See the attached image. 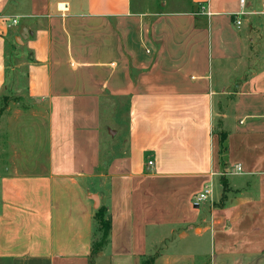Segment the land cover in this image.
<instances>
[{
  "label": "crops",
  "instance_id": "0c3cea01",
  "mask_svg": "<svg viewBox=\"0 0 264 264\" xmlns=\"http://www.w3.org/2000/svg\"><path fill=\"white\" fill-rule=\"evenodd\" d=\"M2 98L0 264H264V0H0Z\"/></svg>",
  "mask_w": 264,
  "mask_h": 264
},
{
  "label": "rangeland",
  "instance_id": "374dc122",
  "mask_svg": "<svg viewBox=\"0 0 264 264\" xmlns=\"http://www.w3.org/2000/svg\"><path fill=\"white\" fill-rule=\"evenodd\" d=\"M22 23L24 20L21 21ZM259 38V37H258ZM21 49H18L20 52ZM9 78V74H8ZM21 87H24V83L21 84ZM18 101H15L14 99H0V115L2 112L11 106H18ZM29 118V119H28ZM28 118H25L20 121H13L12 125L13 127L16 126L18 129L16 131V134L14 135V139L18 140L21 144H26L27 140L29 138V134L32 130V128H35L33 125L32 117L28 115ZM125 118V117H124ZM105 140L108 138V135L105 134L104 136ZM6 140V132L2 130V133L0 132V144H2ZM213 188L216 190V193L219 191V186H213ZM150 243V249H155L156 253H162L165 257L169 258V260L173 264H192V260H183L181 255L191 254L195 250V245L192 243V239L182 241L179 239L177 235H174L173 242L170 240H167L163 242L162 244H159L155 246L153 244V240L151 239ZM198 263V262H197ZM97 264H110L107 259H99L97 260ZM157 264H164L162 260H159Z\"/></svg>",
  "mask_w": 264,
  "mask_h": 264
},
{
  "label": "trees",
  "instance_id": "16d2710c",
  "mask_svg": "<svg viewBox=\"0 0 264 264\" xmlns=\"http://www.w3.org/2000/svg\"><path fill=\"white\" fill-rule=\"evenodd\" d=\"M94 222L96 224V235L92 245V260L90 264H93L96 256L109 244L112 230L111 219L109 218L107 209L104 207L96 211ZM143 264H155L154 259L147 260Z\"/></svg>",
  "mask_w": 264,
  "mask_h": 264
},
{
  "label": "built area",
  "instance_id": "2783aa9c",
  "mask_svg": "<svg viewBox=\"0 0 264 264\" xmlns=\"http://www.w3.org/2000/svg\"><path fill=\"white\" fill-rule=\"evenodd\" d=\"M245 4H246V0H240V5H241L242 8L245 7ZM64 9H65L64 11L67 10V9H66V6L64 7ZM17 24H18V21H17V20H13V21H12V25H17ZM235 25L239 27V26L241 25V20H240V19H237V20L235 21ZM148 165H149V166H152V165H153V162L149 161V162H148ZM237 170H238V171H241L240 166L237 167ZM211 192H212L211 188L206 187V188L204 189V191H202L200 194H198V195L195 197L194 205H195L196 207H199V206H201L202 204L207 203V202L209 201V198H210Z\"/></svg>",
  "mask_w": 264,
  "mask_h": 264
},
{
  "label": "water",
  "instance_id": "95a60500",
  "mask_svg": "<svg viewBox=\"0 0 264 264\" xmlns=\"http://www.w3.org/2000/svg\"><path fill=\"white\" fill-rule=\"evenodd\" d=\"M25 34H26V29L25 28H23L22 29V31L20 32V35H19V40L21 39H25L26 37H25ZM20 42V41H19ZM93 199H94V201H95V204H96V208H98L99 207V200H98V197H96V196H94L93 197Z\"/></svg>",
  "mask_w": 264,
  "mask_h": 264
}]
</instances>
